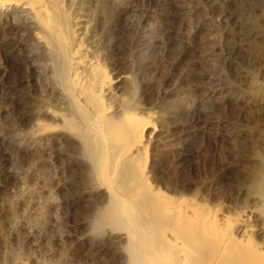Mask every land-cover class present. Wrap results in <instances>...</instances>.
<instances>
[{"label": "rangeland", "instance_id": "rangeland-1", "mask_svg": "<svg viewBox=\"0 0 264 264\" xmlns=\"http://www.w3.org/2000/svg\"><path fill=\"white\" fill-rule=\"evenodd\" d=\"M66 5L91 22L85 45L96 60L130 78L116 96L153 114L146 182L200 210L264 216V0ZM0 22V264H117L90 227L106 188L97 170L61 139L30 138L51 124L34 113L61 108L46 61L22 24Z\"/></svg>", "mask_w": 264, "mask_h": 264}, {"label": "bare ground", "instance_id": "bare-ground-1", "mask_svg": "<svg viewBox=\"0 0 264 264\" xmlns=\"http://www.w3.org/2000/svg\"><path fill=\"white\" fill-rule=\"evenodd\" d=\"M66 6L65 0H0V19L22 24L30 35L31 46L46 61L43 70L51 74L52 96L61 107H39L36 119L51 124H36L30 138L61 139L97 170L95 177L106 188L101 187L90 227L113 246L116 263L264 264V216L252 206L220 215L160 196L146 182L148 137L157 127L153 114L140 115L132 102L116 96L115 83L126 84L130 78L116 75L113 81L112 72L85 45L91 22L68 14Z\"/></svg>", "mask_w": 264, "mask_h": 264}]
</instances>
